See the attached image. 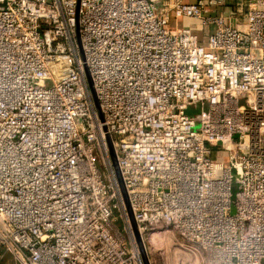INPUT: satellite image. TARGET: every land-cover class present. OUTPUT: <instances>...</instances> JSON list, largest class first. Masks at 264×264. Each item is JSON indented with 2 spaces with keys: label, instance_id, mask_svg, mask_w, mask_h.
<instances>
[{
  "label": "built area",
  "instance_id": "2783aa9c",
  "mask_svg": "<svg viewBox=\"0 0 264 264\" xmlns=\"http://www.w3.org/2000/svg\"><path fill=\"white\" fill-rule=\"evenodd\" d=\"M210 2L0 0V264H145L111 145L149 264H264V0Z\"/></svg>",
  "mask_w": 264,
  "mask_h": 264
},
{
  "label": "rangeland",
  "instance_id": "374dc122",
  "mask_svg": "<svg viewBox=\"0 0 264 264\" xmlns=\"http://www.w3.org/2000/svg\"><path fill=\"white\" fill-rule=\"evenodd\" d=\"M228 153L225 151L215 152L214 160H228ZM170 238L152 237V246L154 256L160 261V264H200L201 258L193 255L189 250L177 246L173 234H166ZM154 242V243H153ZM196 257V258H195Z\"/></svg>",
  "mask_w": 264,
  "mask_h": 264
},
{
  "label": "water",
  "instance_id": "95a60500",
  "mask_svg": "<svg viewBox=\"0 0 264 264\" xmlns=\"http://www.w3.org/2000/svg\"><path fill=\"white\" fill-rule=\"evenodd\" d=\"M91 84H92V82H91ZM96 102L99 105V103L97 101V98H96ZM110 145H111V140H110ZM111 153H112V159L114 161V165H115V168H116L117 177H118V180H119V183H120V186H121V189H122V193L124 195V199H125V202H126V205H127V209H128V212L130 214L131 220H132L133 225H134L135 234H136V237H137V240H138V243H139V247H140L143 259L145 261V264H149L148 255H147L145 246H144V244H143V242L141 240V236H140V233L138 231V228H137V225H136V222H135V219H134V215H133V211L131 209V205H130V202H129V197H128V194H127V190H126V187H125L122 175H121V171H120V169H119V167L117 165V159H116V156H115V152H114V150L112 148V145H111Z\"/></svg>",
  "mask_w": 264,
  "mask_h": 264
},
{
  "label": "crops",
  "instance_id": "0c3cea01",
  "mask_svg": "<svg viewBox=\"0 0 264 264\" xmlns=\"http://www.w3.org/2000/svg\"><path fill=\"white\" fill-rule=\"evenodd\" d=\"M187 1H190V2L200 1V2H205V3H211L210 0H187ZM232 1H233V0H232ZM234 4H235V2H232V3H231V9H230V10H232V8L235 7ZM228 7H229V6H228ZM192 23H193L192 21H190V20H186V21L183 22V25H184V26H189V25H191Z\"/></svg>",
  "mask_w": 264,
  "mask_h": 264
}]
</instances>
